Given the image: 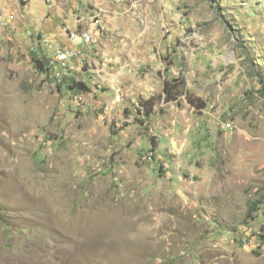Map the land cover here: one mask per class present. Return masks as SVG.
I'll return each instance as SVG.
<instances>
[{"label": "rangeland", "instance_id": "obj_1", "mask_svg": "<svg viewBox=\"0 0 264 264\" xmlns=\"http://www.w3.org/2000/svg\"><path fill=\"white\" fill-rule=\"evenodd\" d=\"M36 3L0 0V264H264V0Z\"/></svg>", "mask_w": 264, "mask_h": 264}, {"label": "trees", "instance_id": "obj_2", "mask_svg": "<svg viewBox=\"0 0 264 264\" xmlns=\"http://www.w3.org/2000/svg\"><path fill=\"white\" fill-rule=\"evenodd\" d=\"M185 86H186V82L181 78L171 80V81H164L163 94L165 95V99L167 101L175 100L178 96L177 93H179V95H181L182 93H186L187 101L191 106L199 110L204 108L205 102L202 99H199L198 97L193 96L190 92L187 93V91L185 90ZM70 88L73 90L89 92L88 87L85 85L84 82H81V81L73 83V85H70ZM260 93L263 94L264 96V84L262 85L260 89ZM145 102L146 103H142L146 107L145 108L146 112H143V114L145 117H147L149 114V111L153 107V102H152V99H148Z\"/></svg>", "mask_w": 264, "mask_h": 264}, {"label": "built area", "instance_id": "obj_3", "mask_svg": "<svg viewBox=\"0 0 264 264\" xmlns=\"http://www.w3.org/2000/svg\"><path fill=\"white\" fill-rule=\"evenodd\" d=\"M73 40L80 44L84 38L72 37ZM74 56H69L66 54V48L63 46L58 53L55 54V68L54 70V77L56 79H61L65 75H73L74 71L77 70L75 65ZM77 66V65H76Z\"/></svg>", "mask_w": 264, "mask_h": 264}, {"label": "crops", "instance_id": "obj_4", "mask_svg": "<svg viewBox=\"0 0 264 264\" xmlns=\"http://www.w3.org/2000/svg\"><path fill=\"white\" fill-rule=\"evenodd\" d=\"M32 1L36 3V0H32ZM36 5H38V4L36 3ZM30 9H32L31 6H30ZM43 18H44V17H43ZM46 21H47L46 24L49 26V28H51L52 30L56 29V28H54V27H55V24H54L53 19H52V22H50V21H48V20H46ZM84 31H85V30H84ZM71 34H74V33H71ZM64 45L66 46L67 43H65ZM64 45H63V46H64ZM66 50H68V49H66Z\"/></svg>", "mask_w": 264, "mask_h": 264}, {"label": "bare ground", "instance_id": "obj_5", "mask_svg": "<svg viewBox=\"0 0 264 264\" xmlns=\"http://www.w3.org/2000/svg\"><path fill=\"white\" fill-rule=\"evenodd\" d=\"M80 34H81V38H85L86 40L89 38V33L88 32H84V33H80ZM72 35L74 36V34H72ZM66 54L69 55V56H72V52L66 51Z\"/></svg>", "mask_w": 264, "mask_h": 264}]
</instances>
